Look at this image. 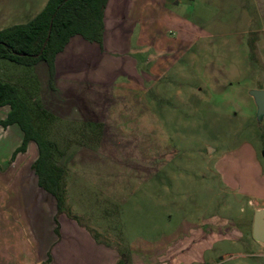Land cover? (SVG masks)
<instances>
[{
	"label": "rangeland",
	"instance_id": "374dc122",
	"mask_svg": "<svg viewBox=\"0 0 264 264\" xmlns=\"http://www.w3.org/2000/svg\"><path fill=\"white\" fill-rule=\"evenodd\" d=\"M254 3L111 0L102 57L79 49L64 61L73 72L95 65L97 80L83 83L82 75L64 72L50 80L39 63L38 87L28 91V103L57 150L64 215L80 216L102 244L78 246L81 260L67 264L109 262L113 249L125 254L120 264H264V245L251 236L260 207L228 190L217 193L211 173L221 150L253 140L254 132L264 134V114L261 121L250 117L255 108L246 87L252 73L239 71L247 63L251 69L254 59L251 51L248 58L240 52L241 38L250 41L251 35H242L245 27L236 20ZM257 6L264 11V0ZM178 18L190 31L181 30ZM218 19L222 25H209ZM13 145L14 136L0 139L3 151ZM36 157L30 141L14 162L0 161V173L10 168L11 174L7 187L0 185V207L5 193L23 195L16 206L3 208L0 264H14L26 251L19 234L13 248L10 223L15 229L17 222L19 231L31 213L28 203L45 202L43 194L54 199L37 185ZM218 215L224 226L203 223Z\"/></svg>",
	"mask_w": 264,
	"mask_h": 264
},
{
	"label": "crops",
	"instance_id": "0c3cea01",
	"mask_svg": "<svg viewBox=\"0 0 264 264\" xmlns=\"http://www.w3.org/2000/svg\"><path fill=\"white\" fill-rule=\"evenodd\" d=\"M47 1L48 0H0V30L15 24L26 23L29 19L34 17L43 9ZM252 1L256 2L253 5L256 8H245L246 12L244 11V13L247 14L246 17L242 18L241 20H236L238 24L241 23L240 25L245 27V30H241L243 33L242 35H251L250 41V38L248 39L246 37H242L239 46L240 52L244 57L247 56L248 58L251 51V55L254 59L251 69L249 68L250 65L246 61L248 69L244 71L242 69L239 70L244 73H252L250 84H248L246 87L249 91L251 89H264L263 84L260 83V79L264 80V11L257 10V4L259 0ZM110 2L111 0H107L104 8V33L102 46L100 47L98 44L90 43L78 35L73 36L65 46L64 50L58 53L56 56L54 65L55 74L53 78H55V76L57 77L59 74H63L64 72L67 74L82 75L81 79L83 83L88 82L91 79L97 80V78L92 76V71L94 70L95 65L88 67L84 66V64H81V68L78 69L79 72H73V68H66L67 64L64 65V61L67 63L66 58L79 49L85 50L84 54H86V50H88L89 56L91 54L102 57V52L105 51L104 39L105 37H108L109 34L108 25H110L111 19L107 16V9ZM175 2H177V0H175ZM242 6L246 7L248 5ZM176 22L182 30L184 26L183 23L185 22L181 19L179 20V18ZM212 24L219 26L222 25L223 22L222 20L218 19L209 22V25ZM206 25H208V23ZM184 30L190 31V26L185 25ZM162 41L164 42L163 39H158V44H161ZM82 61L86 62V59ZM39 63H43L42 65L45 66L48 72L46 64L44 62ZM39 63H37L33 68L37 74L40 72L37 67ZM4 66H6L4 69H8L7 74L9 75L13 73L16 75L20 73L22 69L19 67L15 68L11 64H4ZM98 79L103 81L101 78ZM251 99L255 109H253L250 117L261 121V117L257 118L255 114L257 107L252 97ZM8 112L9 107L7 105L0 106V121L6 119ZM9 135L14 136V145L13 148L9 149V152L0 149V161L2 163H8L10 161L14 162L17 155L14 159H12L13 153L15 149L20 146L23 139V132L17 124H9L6 126H2L0 124V139H2L3 136L6 137ZM253 135L255 137L253 140H245L239 144H235L234 147L228 150H221L213 160L211 173L217 179L219 184L217 193H219V191L224 192L228 190L233 192L235 195L245 197L248 203L251 205L264 208V143L262 142V146H259L258 143V139L263 140L264 134H257L254 132ZM211 150L210 153L213 154L216 151V148ZM9 171L10 168L7 170V172L0 173V185L2 184L7 187L6 182L8 179H10L9 177H11ZM6 195H8L9 198L6 199ZM19 195L21 197L23 196L21 192L20 194L13 192L9 194L5 193L3 195L1 201H4L5 205L2 208L0 207V217L3 215V208L10 209L13 204L14 206L17 205L15 199H17L16 197ZM28 197L31 198V195ZM42 197L43 200H45L43 203H37L36 205L34 204L35 206L31 205V202L28 203L31 213L28 216V221H26L25 217V222L23 221L18 223L20 224L21 232L20 230L18 231V227L16 226L17 222H13L15 229L10 223L9 230L11 231L10 235L12 237L10 240H13V248L15 245V240H17L16 235L18 234L21 235L20 238L25 241L24 245L26 244L25 255H22V257H16L14 264H60L61 262L65 264H67V262L77 263L81 260L80 253L78 252L77 248L79 249L80 247L82 248V246H84L83 249H88L95 245L97 248L102 249L99 246L102 244L94 240L93 236L91 235L92 233L89 232L90 229L88 230L87 227L81 225V221H79L80 216H78L79 218L75 216V220L69 218L68 216L66 217L64 212L57 214L55 199L51 200L46 196V194H43ZM30 201H33V199H30ZM44 203L48 209L43 206ZM33 206L35 209L34 213L32 210ZM225 220V217L218 215L213 217V219H206L203 223L205 225L213 224L214 226L217 225L222 227L225 225ZM6 229L3 228L2 231L6 232ZM192 229V234L195 233L194 235L196 237L199 233V229L197 226L196 228L193 227ZM80 232H83V234ZM112 252V255L114 256L110 257L111 260L109 262L96 259V264H120L121 260H126L125 254L120 257L121 252L118 251V249H113Z\"/></svg>",
	"mask_w": 264,
	"mask_h": 264
},
{
	"label": "trees",
	"instance_id": "16d2710c",
	"mask_svg": "<svg viewBox=\"0 0 264 264\" xmlns=\"http://www.w3.org/2000/svg\"><path fill=\"white\" fill-rule=\"evenodd\" d=\"M107 0H48L43 9L26 23L15 24L0 30V106L7 105L9 112L2 126L17 124L23 139L13 153L25 152L30 141L37 148L32 169L37 185L56 201L57 214L64 212L61 196L62 167L55 162L54 143L36 125L34 111L28 103L30 91L38 87L39 78L34 66L44 62L49 79L55 74V59L73 36L102 46L104 8ZM4 64L26 67L14 75L5 72ZM19 72V71H18ZM29 91V92H28ZM38 112L43 109L39 106ZM211 247V246H210Z\"/></svg>",
	"mask_w": 264,
	"mask_h": 264
},
{
	"label": "water",
	"instance_id": "95a60500",
	"mask_svg": "<svg viewBox=\"0 0 264 264\" xmlns=\"http://www.w3.org/2000/svg\"><path fill=\"white\" fill-rule=\"evenodd\" d=\"M248 93L257 107L256 116L260 118L264 114V89H251ZM251 236L256 242L264 245V208L262 207L253 212Z\"/></svg>",
	"mask_w": 264,
	"mask_h": 264
}]
</instances>
